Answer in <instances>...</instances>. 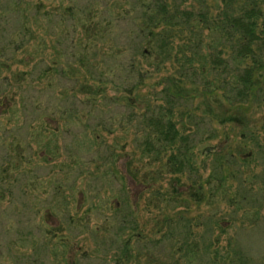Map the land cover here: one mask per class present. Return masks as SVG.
Here are the masks:
<instances>
[{
  "label": "rangeland",
  "instance_id": "374dc122",
  "mask_svg": "<svg viewBox=\"0 0 264 264\" xmlns=\"http://www.w3.org/2000/svg\"><path fill=\"white\" fill-rule=\"evenodd\" d=\"M197 1L186 5L210 18L223 6ZM135 4L0 0V264H115L125 242L169 264L167 245L140 251L136 238L158 237L178 211L194 225L219 222L225 233L213 226V238H235L250 264H264V103L231 105L210 71L205 86L179 82L173 61L135 52ZM217 40L205 32L201 55ZM171 82L183 100L168 112ZM155 116L191 136V170L167 169L176 145L145 152ZM132 212L137 230L119 235Z\"/></svg>",
  "mask_w": 264,
  "mask_h": 264
},
{
  "label": "trees",
  "instance_id": "16d2710c",
  "mask_svg": "<svg viewBox=\"0 0 264 264\" xmlns=\"http://www.w3.org/2000/svg\"><path fill=\"white\" fill-rule=\"evenodd\" d=\"M188 1L135 0V5H139L135 52L138 51L143 57L155 53L162 63L173 61L177 65L174 72L179 82L193 85L196 81H204L202 85L205 86L210 81L206 75L210 71L218 79L217 87L224 90L226 102L231 105L246 106L255 101L264 103V11L260 8L263 0H242V3H238L239 0H222V8L211 18L205 6L197 12L192 5H186ZM205 32L214 33L218 38L217 46L208 56L201 55ZM145 46L150 47L147 48L149 51L142 50ZM174 87L175 84L171 82L164 89L167 106L170 107L168 112L183 100V91ZM170 90L173 94L169 93ZM174 123L164 117L147 118L142 146L146 153H151L154 148L158 150L176 145L177 149L168 155L166 166L172 174L180 175L187 169L191 170L192 155L188 145L191 136L181 135ZM250 157L251 152L244 154L242 159ZM234 201L232 198L229 200ZM244 201L246 197H236V204H232L234 211L244 210V206H240ZM256 208L254 214H257L258 207L250 205V209ZM215 223L201 220L194 225L185 212L178 211L165 222L166 229L158 237L145 239L137 236L136 241L140 251H163L167 245L171 252L169 264H183L182 261L190 258H196L197 264H209L211 254L214 258L212 264H217L215 261L218 259L219 264L222 261L226 264H250L235 238H228L222 245L218 238L220 236L212 237L213 226L219 230V235L225 233L219 222ZM119 226V235L125 231L135 232L138 226L133 212L122 217ZM197 227H204L202 233L194 232ZM127 243L119 244L121 254L115 264L128 261L134 264H161L155 255L133 256ZM241 259L246 261L242 262Z\"/></svg>",
  "mask_w": 264,
  "mask_h": 264
}]
</instances>
